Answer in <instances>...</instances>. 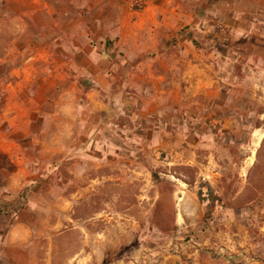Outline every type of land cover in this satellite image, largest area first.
Here are the masks:
<instances>
[{
  "label": "rangeland",
  "instance_id": "374dc122",
  "mask_svg": "<svg viewBox=\"0 0 264 264\" xmlns=\"http://www.w3.org/2000/svg\"><path fill=\"white\" fill-rule=\"evenodd\" d=\"M70 1L0 0V264H264V0Z\"/></svg>",
  "mask_w": 264,
  "mask_h": 264
},
{
  "label": "crops",
  "instance_id": "0c3cea01",
  "mask_svg": "<svg viewBox=\"0 0 264 264\" xmlns=\"http://www.w3.org/2000/svg\"><path fill=\"white\" fill-rule=\"evenodd\" d=\"M84 2H85V0H83ZM63 2H65L66 3V8H67V12H69V11H71V7L74 9V10H76L77 11V13H81V12H83V9H81V7H74V5H73V3L70 1V0H63ZM71 6V7H70ZM46 8L48 9L49 8V4H46ZM81 11V12H80ZM49 13H52L51 11H49ZM53 14V13H52ZM82 14V13H81ZM84 19H85V17H84ZM92 25H94L95 26V28H96V23H95V21H93V23H92ZM46 55L47 56H49L48 55V53H46ZM8 112V111H7ZM15 112V111H14ZM16 117H17V115H14L13 114V119L15 120L16 119ZM2 115L0 114V126H1V122H2ZM2 132V130L0 129V134H2L1 133Z\"/></svg>",
  "mask_w": 264,
  "mask_h": 264
},
{
  "label": "built area",
  "instance_id": "2783aa9c",
  "mask_svg": "<svg viewBox=\"0 0 264 264\" xmlns=\"http://www.w3.org/2000/svg\"><path fill=\"white\" fill-rule=\"evenodd\" d=\"M131 6L136 7L138 9H142L146 4L147 0H127Z\"/></svg>",
  "mask_w": 264,
  "mask_h": 264
}]
</instances>
